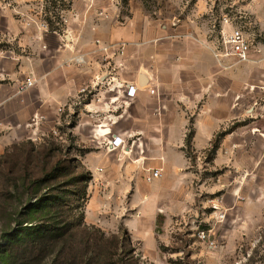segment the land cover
<instances>
[{
  "label": "rangeland",
  "instance_id": "1",
  "mask_svg": "<svg viewBox=\"0 0 264 264\" xmlns=\"http://www.w3.org/2000/svg\"><path fill=\"white\" fill-rule=\"evenodd\" d=\"M82 14L121 27L133 39L125 42L135 50L129 59L136 71H151L157 83H166L157 89L167 91L171 110L191 119L183 149L195 175L187 193L192 197L168 225L164 217L157 219L156 247L123 227L105 231L86 220L92 181H82L91 175L83 163L87 148L70 129L79 120V106L62 115L55 126L59 134L47 125L38 133L26 116L12 138L3 137L8 128H0V264H264V0H0V53L23 49L29 55L42 23L63 30L67 19L79 22ZM8 17L22 27L23 47L9 40ZM226 25L248 33L251 61L228 67L218 62L213 48ZM211 106L213 136L198 150L194 116ZM87 186V198L75 203L81 204L76 219L84 216L86 226L70 232L68 246L15 239L20 210L29 200Z\"/></svg>",
  "mask_w": 264,
  "mask_h": 264
},
{
  "label": "crops",
  "instance_id": "2",
  "mask_svg": "<svg viewBox=\"0 0 264 264\" xmlns=\"http://www.w3.org/2000/svg\"><path fill=\"white\" fill-rule=\"evenodd\" d=\"M81 17L79 22L78 17L67 19L61 31L39 27L29 55L23 49L0 53V128H8L2 136L12 138L26 116L40 119L41 127L53 128L64 119L62 115L79 106V120L70 129L87 148L83 163L92 175L86 220L114 233L123 227L147 247H156L157 219L164 217L168 225L184 214L192 197L187 193H192L195 175L183 149L192 121L171 110L167 91L157 89L166 83H157L151 71H136L129 59L135 50L131 53L125 42L133 39L121 27L106 17ZM8 29L9 40L23 47L25 40L18 34L23 29L15 19L8 17ZM97 41L120 43L123 49L115 56L110 53L105 61ZM77 58L84 62H76ZM141 73L147 82L140 83ZM26 76H33L36 84L18 94ZM122 81L140 87L134 98L126 96ZM93 84L99 87L96 96L85 101L81 90ZM150 87H156L155 95ZM193 128L194 146L200 150L213 136L212 106L194 116ZM113 135L124 142L107 151L103 144ZM151 169H162V177L147 181Z\"/></svg>",
  "mask_w": 264,
  "mask_h": 264
},
{
  "label": "trees",
  "instance_id": "3",
  "mask_svg": "<svg viewBox=\"0 0 264 264\" xmlns=\"http://www.w3.org/2000/svg\"><path fill=\"white\" fill-rule=\"evenodd\" d=\"M50 30L61 31L57 28H50ZM188 140L191 141L190 136ZM77 180L78 179L72 180L69 184H73V182ZM91 180L92 175H88L84 177L82 181L86 184ZM37 185L40 186L41 183ZM87 195L88 186L76 192L57 189L55 193L44 194L34 202L29 200L20 210V216L22 218L20 221L21 229L16 234L15 239L29 241L38 238L41 240H55L56 242H69L70 238L73 236L70 232H72L75 227L86 226L84 216L76 219L75 210L81 207V204L76 206L75 203L81 202V200L83 202L85 198H87ZM69 196H74L75 199L72 201ZM26 223L32 225L24 228L23 225ZM126 234L128 233L126 232ZM128 241H130V239ZM120 244V250H123L124 240L121 241Z\"/></svg>",
  "mask_w": 264,
  "mask_h": 264
},
{
  "label": "built area",
  "instance_id": "4",
  "mask_svg": "<svg viewBox=\"0 0 264 264\" xmlns=\"http://www.w3.org/2000/svg\"><path fill=\"white\" fill-rule=\"evenodd\" d=\"M103 14V12H101ZM228 23V18L224 20V24ZM41 28L48 29V25L46 23L41 24ZM97 44L100 47L101 51H104L105 53V61H108L109 54L113 53V56H115V52L118 50L123 49V46L120 43H114L111 45H105L101 44L100 41H97ZM213 54L217 58L218 62L223 65L224 67H228L232 65V62H245V61H251L252 60V54H253V43L250 39V36L248 33L241 27H234V26H228L227 25L223 28L221 38L219 39L216 46L213 48ZM76 62L81 63L84 62L83 58H77ZM123 85L125 87V93L126 96L129 98H134L137 94L138 89H140L139 86L132 85L128 81H122ZM136 83V82H135ZM36 84L35 79L33 76H26L23 81L20 82V84L17 87V93L23 94L27 91H29L31 88H33ZM97 85H91L90 88H83L81 90V93L85 94V101L91 100L96 96ZM149 92L152 95L156 94V87H150ZM63 108L61 107L59 109V112H62ZM31 126L35 128V130H38V133H40L41 130V120L34 118L32 119ZM54 134H59L56 127H53ZM37 132H35L36 135H38ZM124 140L120 136L113 135V137L110 140L105 141L103 144V147L107 151H113L117 148L121 147ZM162 169H151L149 170V174L146 176L147 181H152L155 178L162 177ZM201 237L205 238L207 237L206 231L201 232Z\"/></svg>",
  "mask_w": 264,
  "mask_h": 264
},
{
  "label": "water",
  "instance_id": "5",
  "mask_svg": "<svg viewBox=\"0 0 264 264\" xmlns=\"http://www.w3.org/2000/svg\"><path fill=\"white\" fill-rule=\"evenodd\" d=\"M147 76H146V74H144V73H141V75H140V83H145V82H147Z\"/></svg>",
  "mask_w": 264,
  "mask_h": 264
}]
</instances>
